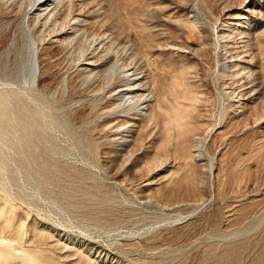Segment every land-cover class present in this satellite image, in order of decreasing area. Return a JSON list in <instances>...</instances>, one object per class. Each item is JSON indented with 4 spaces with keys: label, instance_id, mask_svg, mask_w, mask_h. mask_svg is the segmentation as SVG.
<instances>
[{
    "label": "rangeland",
    "instance_id": "rangeland-1",
    "mask_svg": "<svg viewBox=\"0 0 264 264\" xmlns=\"http://www.w3.org/2000/svg\"><path fill=\"white\" fill-rule=\"evenodd\" d=\"M52 9L29 16L34 90L18 85L25 106L22 97L0 105L9 111L0 116V264H264V0ZM28 10L27 0H0L3 97ZM76 16L79 29L58 37ZM236 20L241 39L230 32ZM102 31L110 41L99 47ZM222 35L247 64L239 73L222 67ZM113 44L143 75L151 98L141 115L113 112L105 93ZM83 52L105 65L82 72ZM127 125L124 142L112 130Z\"/></svg>",
    "mask_w": 264,
    "mask_h": 264
},
{
    "label": "bare ground",
    "instance_id": "bare-ground-1",
    "mask_svg": "<svg viewBox=\"0 0 264 264\" xmlns=\"http://www.w3.org/2000/svg\"><path fill=\"white\" fill-rule=\"evenodd\" d=\"M26 1V0H24ZM29 2V10L25 13H23L22 16H19L20 20L18 22L19 26V38L20 44L18 46H16L15 48V53H16V60H15V65L11 71V73L13 74L14 79L13 80H8V79H3V83L5 85H8V89H4L5 90V97H3L2 95H0V105L3 104L4 107H6V103H9L11 101L16 100V97H22L21 93L19 92V86L21 85L20 88H22L23 92L27 93L26 91H32L34 90L35 87V82H36V78L38 75H40V71H39V64L38 63V47L36 45V41H35V37H34V32L32 30V28L29 26V16L30 14H33L34 16L36 15H40V17L43 15H46L48 13L51 12V10L53 11L55 8V6L59 3L62 2L63 0H27ZM78 1V0H76ZM53 5V7H52ZM91 8V7H90ZM55 11V10H54ZM77 12V11H76ZM79 12V11H78ZM87 12V10H86ZM85 12V13H86ZM84 13V12H83ZM82 13V15H83ZM230 13V11H229ZM232 13V12H231ZM73 14V13H72ZM71 14V15H72ZM92 14V13H91ZM81 15V16H82ZM90 15V14H89ZM88 15V16H89ZM74 16V14H73ZM79 16V15H78ZM84 17V16H83ZM244 17V16H243ZM77 18V16H76ZM238 18V17H237ZM41 19V18H40ZM39 19V20H40ZM72 19L74 20V18L72 17ZM83 19V18H82ZM240 19V18H239ZM42 20V19H41ZM243 20V19H242ZM79 21L80 19H76L73 22H69L72 23V25L70 26V29L67 30H59L60 32L57 33L58 37H61V39L63 38H69V36L73 35L74 32H76L79 29ZM40 22V21H39ZM47 22V21H46ZM53 23V22H51ZM43 24V23H41ZM48 23H45V25ZM51 25V24H50ZM42 26V25H41ZM44 26V24H43ZM233 28L231 29V33H235V34H239L241 36H239V39H241L242 37V31L241 28L238 26H241V22H239L238 20H236V22L234 21L233 24ZM237 26V27H236ZM243 26V25H242ZM46 27V26H45ZM48 27V26H47ZM67 27V26H66ZM37 28V27H36ZM43 28V27H42ZM68 28V27H67ZM103 29V28H102ZM101 30V29H100ZM105 30V29H104ZM56 31V30H55ZM58 31V30H57ZM108 32V31H107ZM56 33V32H55ZM109 33V32H108ZM110 34V33H109ZM244 35V33H243ZM92 36V35H91ZM223 36V35H222ZM235 36V35H234ZM94 37V35H93ZM96 37V36H95ZM230 36L225 35L222 37L221 42L222 45L224 47V49L222 50L221 56H222V67L227 68V69H231L233 72H237L239 73L240 69L242 70L243 68H245L247 66L246 65H242L239 64L238 62V58L236 57V53H234V48L236 46H234L232 43L235 41H233V39L231 40L229 38ZM13 38V37H12ZM92 38V37H91ZM16 39V38H15ZM13 39V40H15ZM53 39V38H52ZM59 39V38H57ZM235 39V38H234ZM237 39V38H236ZM94 41H98V43L100 44L99 47L104 46V45H108L110 39L109 36L107 35L106 31H102V34L100 33V35L97 38H93ZM11 41V39H10ZM92 42V41H90ZM237 42H242V40L237 39ZM15 43V42H14ZM60 43V42H59ZM87 43V42H86ZM231 43V44H230ZM16 44V43H15ZM91 44V43H90ZM94 42H92V46H93ZM96 44V43H95ZM104 44V45H102ZM9 45V44H8ZM11 45V43H10ZM9 45V46H10ZM62 45V44H61ZM110 45V44H109ZM239 45V44H238ZM8 46V47H9ZM114 46V44H113ZM15 47V45H14ZM91 47V46H90ZM238 47V46H237ZM93 48V47H92ZM104 48V47H103ZM241 48V47H240ZM13 49V47H12ZM87 49V48H86ZM90 49V48H89ZM100 49V48H99ZM106 49V47H105ZM110 49V48H109ZM113 48H111L112 50ZM237 49V48H236ZM243 49V47H242ZM9 50V49H8ZM7 50V51H8ZM11 50V47H10ZM93 50V49H92ZM96 50V49H95ZM14 51V50H12ZM84 51H86L84 49ZM108 51V50H107ZM106 51V53H107ZM244 51V50H243ZM242 51V52H243ZM104 52V51H103ZM82 53V52H81ZM87 53V52H86ZM85 52H83L84 58L82 60V62L80 63L81 65V71H88L91 70L92 68H98V67H102L103 65H105L104 60H102L101 58L95 59L94 57H90V56H85L86 54ZM90 53V52H89ZM99 53V52H98ZM102 53V52H100ZM105 53V54H106ZM110 53V52H109ZM109 53L108 56H109ZM119 53V48L114 46V50H113V60L109 63V65L107 66L106 70L103 73V78L106 82V88H104L105 93H109L110 96H112L115 100H117V103L115 104L114 107H112V109H114L115 113H119V114H123V112H126L128 110H133L134 114H138L141 113L143 114L145 111H147V107H148V102L150 103V98H149V94L146 92V86L144 85V79H143V75H141V72L138 71L136 67L131 66V65H123L118 59H120V57L118 56ZM96 54V52H95ZM112 54V53H111ZM122 53L120 52V55ZM82 55V56H83ZM92 56V55H91ZM123 56V55H122ZM238 56V55H237ZM246 56V55H245ZM119 57V58H118ZM244 57V56H243ZM81 58V57H80ZM124 58V57H123ZM245 59V58H244ZM241 60V59H240ZM248 60V59H246ZM248 62V61H247ZM126 63V62H125ZM78 64V63H77ZM251 65V64H250ZM9 70V71H10ZM246 70V69H245ZM249 70V69H248ZM8 72V71H7ZM143 72V71H142ZM230 72V71H229ZM243 72V71H242ZM99 73V72H98ZM10 74V73H9ZM100 74L102 75V73L100 72ZM99 74V75H100ZM239 75V74H238ZM237 75V76H238ZM94 76V75H93ZM2 77L5 78V76L3 75ZM8 77V76H7ZM89 77V76H88ZM96 77V76H95ZM92 78V77H91ZM89 79V78H88ZM93 79V78H92ZM91 79V80H92ZM240 79V78H239ZM20 80V83H17V81ZM96 80V79H95ZM2 82V80H1ZM3 84V85H4ZM246 84V83H245ZM2 85V84H1ZM17 85V89H15L14 86ZM245 88V87H244ZM230 89V88H229ZM250 89V88H249ZM234 90V89H233ZM239 90V89H238ZM247 90V88L245 89ZM2 91V90H0ZM236 91V90H235ZM102 93V91H101ZM103 93V94H105ZM150 93V92H149ZM237 93V91H236ZM235 93V94H236ZM250 93V92H248ZM100 94V93H99ZM102 94V95H103ZM107 94V95H109ZM239 95L242 94L241 92L238 93ZM236 94V96L238 95ZM246 94V93H245ZM30 95V94H29ZM106 95V96H107ZM249 95V94H248ZM235 96V95H232ZM28 97V94H27ZM31 97V95H30ZM104 97V96H103ZM238 97V96H237ZM236 97V98H237ZM244 97V95H243ZM248 97V96H247ZM246 98V97H245ZM22 101L21 103H14V105H20L21 106H25V99L24 97L20 98ZM235 99V98H234ZM233 99V100H234ZM247 99V98H246ZM241 101V99H239ZM237 101V102H240ZM235 102V103H237ZM2 103V104H1ZM244 103V102H243ZM4 107L0 106V116H3L4 118L9 116V111L5 110ZM6 113V114H5ZM20 115H22L23 113H19ZM13 115V112H12ZM19 115V117H20ZM1 119V118H0ZM6 119V118H5ZM6 122V123H5ZM10 121H4L3 122V131L5 130V133L7 132L8 135L9 131H10V127H12L10 125ZM129 126H133L135 125L134 123H129ZM128 125L126 126H117L116 128H114L113 133L120 135L121 138H123L124 142H127L128 139ZM128 129V130H127ZM127 132V135H126ZM99 253V252H98ZM102 253V252H101ZM102 255V254H101ZM4 257L9 256L8 254H3ZM11 256V255H10ZM31 258V257H30ZM28 258V259H30ZM105 258V256H104Z\"/></svg>",
    "mask_w": 264,
    "mask_h": 264
}]
</instances>
